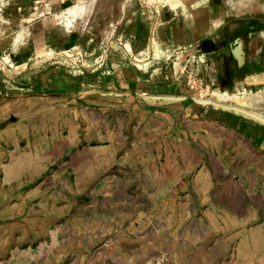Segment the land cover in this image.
I'll list each match as a JSON object with an SVG mask.
<instances>
[{
  "label": "rangeland",
  "instance_id": "1",
  "mask_svg": "<svg viewBox=\"0 0 264 264\" xmlns=\"http://www.w3.org/2000/svg\"><path fill=\"white\" fill-rule=\"evenodd\" d=\"M52 1L50 13H62L77 0ZM133 1L162 23L165 0ZM49 2L0 0L6 79L11 42L34 40L30 19ZM96 2L88 18L68 9L69 27H53L62 42L30 65L68 75L70 87L0 93V264H264V15L218 20L221 43L185 53L175 85L169 75L126 91L104 52L125 40L113 22L118 0ZM156 33L162 57L168 45ZM233 47L251 71L241 94L227 88Z\"/></svg>",
  "mask_w": 264,
  "mask_h": 264
},
{
  "label": "crops",
  "instance_id": "2",
  "mask_svg": "<svg viewBox=\"0 0 264 264\" xmlns=\"http://www.w3.org/2000/svg\"><path fill=\"white\" fill-rule=\"evenodd\" d=\"M70 1L73 0H55V8L59 9L64 3ZM96 1L97 0H77L74 2L73 6L65 9L62 13H50L52 8L51 4L53 3L52 0L48 3L46 10L40 11L39 8H36L30 19V21H38L39 23L33 24L34 28H37L35 33H32L34 40H24L25 35L24 39L20 40L23 38V35L20 33L18 39L11 42V52L6 54L4 59L11 63L10 67H14V70L6 69L12 74L9 80L3 77L2 73H0V93H13L11 90L12 88L27 93H49L56 92V90L59 87H62L63 84H65L66 87H70L72 82L68 79V75L60 77L59 75H56L57 72H53L52 68L51 71L41 70L39 68H41L42 64L36 67L30 65H32L31 63L35 62L37 64L42 60H45L44 58L46 55L51 57L53 50L51 49L48 54L46 48L51 45L53 46L55 43L62 42V40H59L60 34H57L55 28L57 29L56 26L63 23L66 24V27H69L67 26V21L62 19L68 9L72 8L75 10V17L84 13L86 15L85 17L88 18L91 12L93 10V12H95V9H97ZM165 1L166 3L163 4V19L160 25L157 24L155 10L150 6L146 7L145 11H140L137 8V4L135 3L136 5H134L133 0H130L129 2L127 0H118V4L113 7V12L116 15L115 20L113 21L114 26L116 27L117 32L122 34L125 38V40H119V37H116L114 39L116 43H114L113 50L109 49L108 53L107 50L104 51L106 55H112L111 60L114 63L111 70L116 86L123 88L126 91H135L143 88L140 85V81L148 83L152 82V86L155 87H160L157 85L158 82L167 79V77H172L173 81L174 78L180 76L181 70L186 63L187 58L184 54L204 45H209L213 48L215 44L221 43V41L218 40L217 35L212 31L213 28L216 30V27L219 28L221 26V21L218 20L224 19V16L228 15L229 9L236 12L234 14L235 16L240 17V13L243 12L242 10H239V8L248 7L250 2V0ZM167 2L170 4H167ZM105 3H109V1H105ZM104 7H106L105 9L107 11L108 7L103 6V8ZM225 9H227V11H224ZM214 21H216L215 24L212 23ZM247 25H249V22ZM47 26L55 28L47 33ZM156 31H159L162 40L168 45V50L165 51V56H162L164 58L160 56L157 50V41L155 40L157 34ZM117 32L116 36H120L117 35ZM223 37L225 38V36ZM223 41L225 42V40ZM29 42L33 43L31 54L29 57L23 59L22 54L19 52L22 48L30 50L26 48ZM118 44L123 46L122 49L118 47ZM128 45L131 47L130 50L127 48ZM200 52H204L199 56L200 58L204 55L213 57V55L218 53L214 49L208 52L201 50ZM243 54L244 49L241 47L230 48V57L233 61H231V67L233 70L231 69L230 76L232 82H236L233 86H227V88L231 87L230 92L234 88L245 90L243 78L245 75L251 74V71H247L246 69L247 62H243ZM167 65L170 67L169 70ZM237 66L240 69H238ZM29 67L30 69L32 68V72L28 75L24 74ZM241 68H243V70ZM217 70V77L219 80V77L224 76V72L220 69V59L217 60ZM169 75L171 76L169 77ZM253 77L254 76L251 78ZM24 79H27L29 82L23 84L22 81ZM12 80L14 83H18L19 86H13L11 83ZM175 83L173 81L170 87L175 85ZM7 89H9L8 92L6 91ZM195 110L197 114L203 113L204 115L206 112V110H201L198 107H196Z\"/></svg>",
  "mask_w": 264,
  "mask_h": 264
},
{
  "label": "clouds",
  "instance_id": "3",
  "mask_svg": "<svg viewBox=\"0 0 264 264\" xmlns=\"http://www.w3.org/2000/svg\"><path fill=\"white\" fill-rule=\"evenodd\" d=\"M224 11H227V9H225ZM255 15H264V0H250L249 10L245 13L244 16L237 17L234 14L230 16L226 15L224 16V20L226 22L228 19H244L253 17Z\"/></svg>",
  "mask_w": 264,
  "mask_h": 264
},
{
  "label": "bare ground",
  "instance_id": "4",
  "mask_svg": "<svg viewBox=\"0 0 264 264\" xmlns=\"http://www.w3.org/2000/svg\"><path fill=\"white\" fill-rule=\"evenodd\" d=\"M76 7H77V5H76ZM75 7V8H76ZM74 8V7H73ZM78 8V7H77ZM72 9V8H71ZM68 11H70V10H68ZM78 11V10H77ZM70 13H72V17L75 15V10L74 9H72L71 10V12ZM70 13H68V14H70ZM78 13V12H77ZM70 20V19H69ZM234 93H237V94H241L242 93V90L241 89H239V88H234L233 90H232ZM231 91V92H232Z\"/></svg>",
  "mask_w": 264,
  "mask_h": 264
}]
</instances>
